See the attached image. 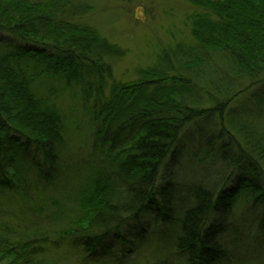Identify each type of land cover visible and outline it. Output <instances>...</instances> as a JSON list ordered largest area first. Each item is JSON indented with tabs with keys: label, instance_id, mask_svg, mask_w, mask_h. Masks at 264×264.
Returning a JSON list of instances; mask_svg holds the SVG:
<instances>
[{
	"label": "trees",
	"instance_id": "obj_1",
	"mask_svg": "<svg viewBox=\"0 0 264 264\" xmlns=\"http://www.w3.org/2000/svg\"><path fill=\"white\" fill-rule=\"evenodd\" d=\"M64 1L0 0V194L21 191V165L29 163L43 182L56 170L61 119L30 93L22 75L24 63H35L68 87H84L94 148L109 158L119 151L114 173L97 172L78 194L71 218L77 231L60 237L80 234L76 241L95 258L128 219L147 216L161 226L154 236L144 241L143 231L135 245L120 234L116 241L130 249L103 252L96 263L243 264L227 247L223 225L239 198L254 209L264 206V119L248 116V108L238 116L233 108L247 87L264 86V0H187L202 12L191 21L195 45L163 53L157 67L139 71L135 82L116 84L104 101L99 94L109 73L106 59L122 54L94 29L68 19L83 8ZM209 72L216 82H208ZM85 75L93 82L85 83ZM93 89L97 97L89 105ZM203 98L213 107H200ZM190 124L197 132L192 156L205 150L222 163L225 176L215 187L173 179L182 155L177 143ZM256 224L264 238V209ZM11 235L0 225V263L37 264L47 237L12 242Z\"/></svg>",
	"mask_w": 264,
	"mask_h": 264
},
{
	"label": "rangeland",
	"instance_id": "obj_2",
	"mask_svg": "<svg viewBox=\"0 0 264 264\" xmlns=\"http://www.w3.org/2000/svg\"><path fill=\"white\" fill-rule=\"evenodd\" d=\"M31 1L42 3L52 0ZM64 2L70 8H83L80 14L71 15L68 19L94 29L99 39L118 48L122 54L118 58L106 59L109 73H105L102 79L99 94L102 101L110 97L116 84L135 82L139 79V71L157 67L163 53L171 54L179 46L181 49L192 48L195 43L191 33V21L193 16L202 13L187 0ZM22 71L25 79H29L30 93L45 102L46 106L54 108L61 119L63 141L55 149L57 164L51 181L39 180L38 173L27 163L21 165L25 169L22 177L25 182L20 186L21 191L0 194V225L12 230V242L23 241L25 237L32 239L46 236L47 244L43 245L40 255L34 257L37 264H97L95 258L103 252L121 253L122 249L127 248L116 241L120 234L123 239L135 245L140 243L143 231L144 241L150 235L154 236L161 226L156 227L149 217L128 219L118 232L119 235L110 237L99 252L94 253L95 258L88 257L82 242L76 241L80 234L60 237L62 233L77 231L71 218L77 215L78 194L96 178L97 172L114 173V159L119 151L111 153L112 158H109L107 153H101L94 148V123L91 108L85 105L83 86L72 84L68 87L64 78L35 63H24ZM211 72L208 82H216V76L212 77ZM89 80L93 82L92 77L85 75V83L90 82ZM211 85V91L215 92L216 83ZM259 86L254 84L247 87L248 89L245 87L247 90L233 105L236 113L240 108H248V116L264 119V109L257 110L264 108V86ZM93 91L89 105L96 96L94 89ZM205 99L201 100L200 107H213ZM241 114L242 111L238 112V116ZM204 123L206 125L208 122ZM196 137L195 126L188 125L177 143L182 148V155L173 171V179L181 184L215 187L221 175L225 176L220 173L223 171L222 163L214 155L206 156L205 150L193 157L190 145ZM217 147L215 144L214 151ZM263 209V205L254 209L251 202L239 198L225 219L223 236L229 239L227 247L233 254H240L238 257L244 260L243 264H264V238H260L256 224ZM231 230L236 232L234 234L238 239L232 238ZM0 264L6 263L2 261Z\"/></svg>",
	"mask_w": 264,
	"mask_h": 264
}]
</instances>
